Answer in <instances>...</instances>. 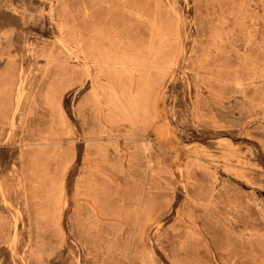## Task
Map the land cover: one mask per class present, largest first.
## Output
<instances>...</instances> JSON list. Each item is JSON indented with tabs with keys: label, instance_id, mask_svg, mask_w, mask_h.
Here are the masks:
<instances>
[{
	"label": "rangeland",
	"instance_id": "1",
	"mask_svg": "<svg viewBox=\"0 0 264 264\" xmlns=\"http://www.w3.org/2000/svg\"><path fill=\"white\" fill-rule=\"evenodd\" d=\"M0 264H264V0H0Z\"/></svg>",
	"mask_w": 264,
	"mask_h": 264
},
{
	"label": "bare ground",
	"instance_id": "2",
	"mask_svg": "<svg viewBox=\"0 0 264 264\" xmlns=\"http://www.w3.org/2000/svg\"><path fill=\"white\" fill-rule=\"evenodd\" d=\"M98 37H99V35H98ZM102 37V36H101ZM173 37V36H172ZM86 38V37H85ZM92 38V37H91ZM93 38H94V35H93ZM166 38V37H165ZM103 39V38H102ZM142 39V38H141ZM150 39V38H149ZM168 39V38H167ZM76 40V39H75ZM106 40V39H105ZM98 41V40H97ZM110 41V40H109ZM116 41V40H115ZM82 42V41H81ZM86 42V41H85ZM89 42V41H88ZM93 42V41H92ZM92 42H91V44H92ZM111 43H112V41H111ZM110 43V44H111ZM87 44V43H86ZM91 44H89L90 46H91ZM104 44V43H103ZM116 44V43H115ZM79 45H81V43H79ZM121 45V44H120ZM126 45V44H125ZM124 45V46H125ZM143 45V44H142ZM99 46V45H98ZM103 46V45H102ZM116 46V45H115ZM115 46L113 47V50L115 49ZM132 46V45H131ZM165 46V45H164ZM66 47V46H65ZM133 47V46H132ZM149 47V46H148ZM182 47V46H181ZM91 48V47H90ZM90 48H89V50H90ZM103 48V47H102ZM106 48H107V46H106ZM111 48V47H110ZM109 48V49H110ZM109 49H107V50H109ZM125 50H123L124 52L123 53H117V52H113L112 50V52L109 50V52H107V54H102L101 56H102V60H103V62H105V63H108L109 64V66L107 67V69L106 70H108V72H109V75H110V78L112 79V78H114V79H116V78H118V79H122L121 77H123L124 75H126L127 73H129V75H131L130 73H132V72H138L139 73V75L140 74H143L144 73V75L146 74L145 73V70H143V64H148V60H149V58H148V60H146L145 58H146V56H145V58H144V60H143V51H141V50H139V48L137 49L138 51L137 52H135L133 55H129V54H127V53H125V52H127L126 51V48H124ZM142 50H143V48H141ZM104 50H105V48H104ZM128 50V49H127ZM136 50V49H135ZM160 50V49H159ZM96 51V50H95ZM140 51V52H139ZM150 52H151V50H149ZM119 52V51H118ZM100 53H101V51H100ZM104 53V52H103ZM148 55H149V57H150V53H148ZM97 56H99V55H97ZM100 56V57H101ZM154 56V55H153ZM174 57V56H173ZM100 59V58H99ZM151 59H153V58H151ZM151 59H150V61H151ZM87 60V59H86ZM98 61V60H97ZM99 62V61H98ZM171 63V62H170ZM169 63V64H170ZM145 64V65H146ZM150 64H153V62L151 63L150 62ZM104 65V64H103ZM155 65V64H154ZM158 65V64H157ZM87 66V65H86ZM88 68V67H87ZM100 68V67H99ZM149 67H147V69H148ZM154 69H155V67H153ZM157 68V67H156ZM177 68V67H176ZM104 69V68H103ZM102 69V70H103ZM145 69V68H144ZM146 69V70H147ZM170 69V68H169ZM150 70H151V68H150ZM150 70L148 69V73L150 72ZM153 70V69H152ZM158 70H159V68H158ZM161 70V69H160ZM99 71V70H98ZM97 71V72H98ZM161 71H163V70H161ZM166 71V70H165ZM160 72V71H159ZM99 73V72H98ZM87 74H89V73H87ZM150 74V73H149ZM149 74H147V76L149 75ZM164 75V74H163ZM90 76V75H89ZM125 77V76H124ZM139 77H141V75L139 76ZM149 77V76H148ZM197 77V76H196ZM109 78V79H110ZM142 78V77H141ZM144 78V77H143ZM163 78V77H162ZM96 79V78H95ZM148 79V78H147ZM127 80H128V78H127ZM126 80V81H127ZM94 81H96V80H94ZM122 82L124 81V80H121ZM146 81V80H145ZM149 81V79L146 81V83ZM130 82V81H129ZM144 82V81H143ZM108 84V83H107ZM118 84V83H117ZM124 84H125V81H124ZM120 85V84H119ZM126 85V84H125ZM125 85H123V86H125ZM130 85V84H129ZM143 85H144V83H143ZM93 86V85H92ZM127 86V85H126ZM125 86V87H126ZM131 87H132V85H130ZM145 87L146 86H148L147 84L146 85H144ZM143 86V87H144ZM123 88V87H122ZM120 89V90H122L123 91V89ZM128 88H130L129 86H128ZM127 88V89H128ZM149 88H151V87H149ZM149 88H148V90H149ZM99 89V88H98ZM97 89V90H98ZM111 89V88H110ZM109 89V90H110ZM114 89H115V87H114ZM130 90V89H129ZM133 90V89H132ZM144 88H139L138 89V91L136 92L135 91V93H133V95L132 94H129L128 95V100H126V101H128V106L126 105V104H123L122 103V101H121V94H119V93H117L116 91H114L113 89H111V91H110V97H111V99H110V103H111V105H112V102L114 103L113 105L115 106L114 108H116L115 110L117 111V108L118 109H120V110H122L123 109V113H121V111H120V114H124L125 115V112H124V110L126 111V113H127V115H131L130 114V112H129V109H130V111H131V113H136V114H138L137 112H139L140 111V114H142V110H144L145 108L143 107V96H145L144 94H143V92H144ZM119 91V90H118ZM131 91V90H130ZM128 91H126V93H127ZM147 91L145 90V92L144 93H146ZM96 93H98L97 91H96ZM95 93V96H96V98H97V94ZM123 93H124V91H123ZM132 93V92H131ZM125 95V94H124ZM123 95V96H124ZM132 95V96H131ZM150 95V94H149ZM129 96H130V99H129ZM102 98V97H101ZM146 99L148 98V97H145ZM108 99V98H107ZM125 99V98H124ZM163 99V98H162ZM130 100V101H129ZM149 100V99H148ZM144 101H146L147 103H146V105L150 102H148L147 100H144ZM104 104V103H103ZM107 104H108V102H107ZM145 104V103H144ZM112 105V106H113ZM126 105V106H125ZM111 106V107H112ZM148 106V105H147ZM146 106V107H147ZM129 107V108H128ZM113 108V109H114ZM126 108V109H125ZM148 109H146V111H147ZM165 110V109H164ZM114 111V110H113ZM137 111V112H136ZM160 111V110H159ZM118 113H119V111H117ZM143 112H145V111H143ZM150 112V111H149ZM117 113V114H118ZM146 113H148V111L146 112ZM116 114V113H115ZM145 114V113H144ZM143 114V115H144ZM150 114V113H149ZM146 115V114H145ZM148 115V114H147ZM117 116H119V115H117ZM120 117V116H119ZM147 121V120H146ZM147 123V122H146ZM153 128V127H152ZM220 138V137H219ZM219 141H221V140H219ZM231 150V149H230ZM221 152H223V151H221ZM225 152V151H224ZM223 152V153H224ZM104 153H106V152H104ZM199 153V152H198ZM201 153V152H200ZM234 154V153H233ZM224 158V157H223ZM222 158V159H223ZM194 159V158H193ZM237 159V158H236ZM198 160V159H197ZM197 160H195V161H197ZM201 161V160H200ZM199 161V162H200ZM203 162V161H202ZM206 163V162H205ZM214 164V163H213ZM241 164V163H240ZM200 165H201V162H200ZM203 165V164H202ZM205 165V164H204ZM207 165V164H206ZM209 165V164H208ZM217 165V164H216ZM225 165V164H224ZM249 165V164H248ZM226 166V165H225ZM224 166V167H225ZM255 166V165H254ZM229 167V166H228ZM183 168V167H182ZM226 168V167H225ZM230 168V167H229ZM213 169V168H212ZM211 169V170H212ZM176 170V169H175ZM227 170V169H226ZM235 170V169H234ZM241 170V169H240ZM181 173V172H180Z\"/></svg>",
	"mask_w": 264,
	"mask_h": 264
}]
</instances>
